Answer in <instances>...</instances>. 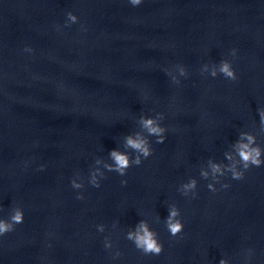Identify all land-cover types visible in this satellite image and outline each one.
<instances>
[{
  "label": "water",
  "instance_id": "water-1",
  "mask_svg": "<svg viewBox=\"0 0 264 264\" xmlns=\"http://www.w3.org/2000/svg\"><path fill=\"white\" fill-rule=\"evenodd\" d=\"M224 59L236 80L202 72ZM258 109L264 0H0V219L24 212L0 236V264H264V165L241 180L226 173L215 192L200 175L210 159L229 163L242 132L264 149ZM157 113L166 139L149 137L141 165L125 176L95 165ZM95 167L105 172L99 188L89 183ZM191 178L195 196H184ZM171 204L184 224L175 237L164 224ZM140 220L161 254L126 238Z\"/></svg>",
  "mask_w": 264,
  "mask_h": 264
},
{
  "label": "clouds",
  "instance_id": "clouds-1",
  "mask_svg": "<svg viewBox=\"0 0 264 264\" xmlns=\"http://www.w3.org/2000/svg\"><path fill=\"white\" fill-rule=\"evenodd\" d=\"M133 6H138L142 3V0H129ZM78 17L72 12L67 13L68 24L76 23ZM25 51H32L30 48H26ZM232 55H235V50H233ZM179 68V75L186 77L188 75L187 70L184 66H177ZM167 71V70H166ZM202 72H208L212 77H216L218 74H222L225 78L230 80H236L237 75L232 67L229 60H221L219 65H208L205 64L202 68ZM171 76L175 83H179L177 76L167 72ZM258 114L260 116V124L264 126V109H258ZM164 116L162 113H157L155 116L149 117L141 115L137 121L140 130L131 134L124 136L123 148L121 151L119 148L113 149L108 153L111 163H108L102 159H96L95 165H102L104 169L109 172H116L120 176H125L127 170L133 165L139 166L142 163V159H147L153 154V148L151 146L149 137H156V143H164L166 139L167 129L162 126ZM135 153V156H131L129 153ZM264 149H262L259 144H257V138L253 134L240 133L239 138L231 146V151L225 153V158L229 161L228 164H220L209 160L207 162V170L201 169L200 175L204 179H209L214 183H209L207 185L208 189L215 192V183H219V177L224 176L226 173H231L232 179L241 180L244 178V172L250 167H260L264 165ZM41 166V170L43 169ZM105 178V172L101 170L100 167H95L90 173L89 183L96 188L100 187L99 180ZM79 177L74 178L71 181V185L74 189H81L84 185L78 182ZM122 185H126L127 181L122 180ZM197 187V180L195 178L189 179L188 182L183 183L178 191L182 195L187 196L192 193L195 196V189ZM223 188L229 187L228 184H223ZM82 194H78L77 199H83ZM168 215L164 219V224L171 236L175 237L179 235L183 229L184 224L180 219L181 213L179 208L175 204H171L168 207ZM160 217H157L159 221ZM24 212L20 207H16L12 210L10 217L5 219H0V236L5 235L9 232L14 231L15 226L23 223ZM98 230L103 232L104 226L99 225ZM126 238L132 241L135 247L140 250L145 255H159L163 251V245L158 239V234L151 229L149 223L146 220H140L133 229H130ZM105 247L111 248L112 244L110 241L105 240ZM119 255V253H117ZM219 264H228L226 259H220Z\"/></svg>",
  "mask_w": 264,
  "mask_h": 264
}]
</instances>
